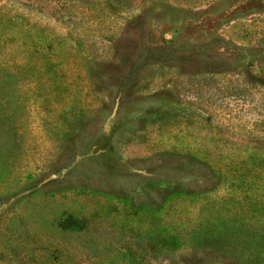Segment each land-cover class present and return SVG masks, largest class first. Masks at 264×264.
<instances>
[{
	"label": "rangeland",
	"instance_id": "374dc122",
	"mask_svg": "<svg viewBox=\"0 0 264 264\" xmlns=\"http://www.w3.org/2000/svg\"><path fill=\"white\" fill-rule=\"evenodd\" d=\"M0 264H264V0H0Z\"/></svg>",
	"mask_w": 264,
	"mask_h": 264
},
{
	"label": "trees",
	"instance_id": "16d2710c",
	"mask_svg": "<svg viewBox=\"0 0 264 264\" xmlns=\"http://www.w3.org/2000/svg\"><path fill=\"white\" fill-rule=\"evenodd\" d=\"M1 69H2V67L0 66V70H1ZM3 101H4V99H3V98H0V104H2Z\"/></svg>",
	"mask_w": 264,
	"mask_h": 264
}]
</instances>
